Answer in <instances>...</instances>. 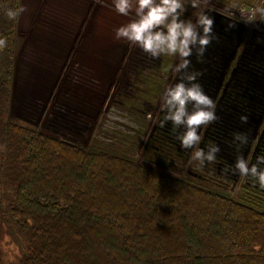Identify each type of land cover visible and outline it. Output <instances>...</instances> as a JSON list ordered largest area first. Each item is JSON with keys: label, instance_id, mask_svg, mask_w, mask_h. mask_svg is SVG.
Here are the masks:
<instances>
[{"label": "trees", "instance_id": "16d2710c", "mask_svg": "<svg viewBox=\"0 0 264 264\" xmlns=\"http://www.w3.org/2000/svg\"><path fill=\"white\" fill-rule=\"evenodd\" d=\"M20 4L0 0V264H264L260 192L234 198L119 148L78 146L12 119L21 38L19 16L6 12ZM169 57L171 66L178 58ZM134 84L130 102L144 111L164 88L146 77Z\"/></svg>", "mask_w": 264, "mask_h": 264}, {"label": "rangeland", "instance_id": "374dc122", "mask_svg": "<svg viewBox=\"0 0 264 264\" xmlns=\"http://www.w3.org/2000/svg\"><path fill=\"white\" fill-rule=\"evenodd\" d=\"M97 2L99 8L103 9L105 4L107 11L117 12V22L111 21V30H107L108 34L92 45V52L83 48L80 60L72 58L63 76L35 78L38 63L32 56L34 50L29 44L21 45L20 42L19 50L22 52L19 56L11 116L17 123L32 126L69 143L82 147L94 144L101 149L119 148L122 151H113L119 154L125 152L123 155L146 162L142 157L143 147L156 118L154 114H146L141 106L130 102L136 92L134 83L138 77L143 80L145 77L152 78L155 83H159L157 87L164 86L163 94L176 78L174 69L180 63V58L177 55V61L168 66L170 55L162 54L153 58L139 46L116 38V30L135 19L137 0H130L131 8L127 16L116 11L114 4L111 6L102 0ZM197 2L201 3L200 7L192 8L190 0H184L186 11L181 19L191 20L195 24L200 12L211 9L244 24L242 14H249L254 8L264 6V0H207L206 4L201 0ZM111 14L115 17V13ZM111 50L116 57L110 73L98 58L107 57ZM90 53H93V61L89 60ZM188 168L183 170L184 174ZM184 177L189 178L187 175ZM208 188L234 198H238L243 190L239 186ZM5 249L9 261H13L17 251L12 246Z\"/></svg>", "mask_w": 264, "mask_h": 264}, {"label": "flooded vegetation", "instance_id": "af4514ba", "mask_svg": "<svg viewBox=\"0 0 264 264\" xmlns=\"http://www.w3.org/2000/svg\"><path fill=\"white\" fill-rule=\"evenodd\" d=\"M237 22L232 23L235 24L233 28L222 29L229 35V38L223 36L222 40L225 42L234 44L240 38L238 50L230 64L223 69L220 57L202 56L196 57L188 71L202 73L197 82L202 85L205 94L217 102L215 114L217 110L218 119L198 130L202 137L198 146L183 149L177 137L185 131L184 126L174 129L171 121H168L161 127L163 116L167 114V110L161 108L164 103L163 94L156 97L157 100H152L150 96L144 103L145 113L154 114L156 120L147 136L142 157L161 169L187 175L197 182L219 188H253L264 196V189L258 186V178L252 176L250 171L243 177L235 167L237 158L243 157L250 164L257 163L258 172L264 170V162H257L255 159L257 156H264V113L258 127L256 122L264 110V23L243 26ZM244 50L256 51L253 66L248 73H234L237 65L243 62L240 57ZM208 77L209 80L205 83V78ZM175 82L176 78L173 83ZM250 110L247 122L241 121L240 117L247 116ZM197 147L203 149L205 156L212 151V147L217 148L218 151L212 153L215 159H204L202 164L200 160L193 159ZM186 167L189 168L184 174ZM196 167L203 171H197Z\"/></svg>", "mask_w": 264, "mask_h": 264}, {"label": "clouds", "instance_id": "9594fccd", "mask_svg": "<svg viewBox=\"0 0 264 264\" xmlns=\"http://www.w3.org/2000/svg\"><path fill=\"white\" fill-rule=\"evenodd\" d=\"M201 2L206 4L207 0ZM137 4L135 19L116 30L117 39L139 46L153 58L162 54L178 55L180 63L174 69L176 73L189 67L191 61L188 57L192 55L193 46L198 45V58L203 56L212 40L214 25V19L208 16L207 12H200L193 24L191 20L181 19L186 11L184 0H137ZM200 5L197 0H190L192 8H199ZM114 7L120 14L127 16L131 8L130 0H115ZM26 10L23 6L18 10L9 9L6 15L9 19H16ZM257 12L261 14L257 15ZM242 17V22L246 25L264 23V7L254 8L251 13L242 14ZM229 27L233 28L235 24H229ZM6 46V39L0 38V50ZM201 75L199 71L187 73L163 93L164 103L161 108L166 109L167 114L163 116L160 126L163 127L168 121H171L174 129L183 125L185 131L177 137L183 149L198 146L202 139L198 130L206 128L218 119L215 115L217 102L205 94L202 85L197 82ZM240 119L247 122L248 117L242 115ZM216 151L218 149L212 147V151L205 156L203 149L197 147L192 158L200 160L201 164L204 159L213 161L215 157L212 153ZM255 159L257 162H264V156H257ZM235 167L243 177L250 171L252 176L258 178L259 188L264 189V170L258 172L257 163L250 164L243 157H238ZM196 170L203 171L200 167H196Z\"/></svg>", "mask_w": 264, "mask_h": 264}, {"label": "crops", "instance_id": "0c3cea01", "mask_svg": "<svg viewBox=\"0 0 264 264\" xmlns=\"http://www.w3.org/2000/svg\"><path fill=\"white\" fill-rule=\"evenodd\" d=\"M102 1L111 6L115 2ZM22 6L27 10L19 15L21 45L29 44L34 50L32 56L38 63L35 78L63 76L72 58L80 60L84 49L92 52V45L111 30V21L117 22V12H111L115 13L113 17L105 4L103 9L98 7L97 0H21L20 8ZM21 52L16 62L13 94ZM113 52L111 50L107 57L98 58L110 73L116 57ZM92 54L89 60H92Z\"/></svg>", "mask_w": 264, "mask_h": 264}, {"label": "water", "instance_id": "95a60500", "mask_svg": "<svg viewBox=\"0 0 264 264\" xmlns=\"http://www.w3.org/2000/svg\"><path fill=\"white\" fill-rule=\"evenodd\" d=\"M205 12H207L206 14L208 16H210L211 18L214 19V25H213V30L211 33L212 40H211L210 44L207 46L206 50L204 51L203 56H205V57L210 56L211 58H212V56L220 57L221 67L223 69H225L235 57V54H236L238 47H239L240 38H239V40L237 39L234 44L225 42L222 40L223 36H226L227 38H229L228 37L229 35L227 36V34L224 33L222 31V29H227L229 27L230 23L232 24V23H235L237 21L230 19L224 15H221V14H219V13H217L211 9L206 10ZM239 24L244 26V24H242V23H239ZM218 27H220V28H218ZM200 31H202V29H200ZM197 48H198V45L193 46L192 55L190 57H188V59L191 61V63L187 69H181L180 70V72L178 73V75L176 77V82L179 81V78L181 76L187 74L188 71L191 70L192 64L194 63V60H196V57H198L197 56ZM255 55H256V51L252 52V51L244 50L241 54V57H240L243 60V62H241V64L237 65V67L234 70V73L237 72V74H239L240 71H242V73H248L250 68L253 66V58L255 57ZM208 80H209V77L205 78V83ZM251 111L252 110H250V112L248 111L249 113L246 114L248 118L251 115ZM216 112H217L216 114L219 113L217 110H216ZM263 113H264V110L260 114L259 119L256 121L257 127L260 124V121L262 120ZM245 125H247V124L245 123ZM257 127H256V129H257Z\"/></svg>", "mask_w": 264, "mask_h": 264}]
</instances>
